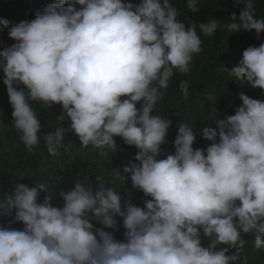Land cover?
<instances>
[{
    "label": "clouds",
    "instance_id": "obj_1",
    "mask_svg": "<svg viewBox=\"0 0 264 264\" xmlns=\"http://www.w3.org/2000/svg\"><path fill=\"white\" fill-rule=\"evenodd\" d=\"M234 4L244 5L238 18L202 22L200 32L255 30L260 39L264 19L256 18L252 0ZM186 6L199 10L198 0ZM178 16L170 0H57L31 21L0 19V31L14 41L0 50L2 91L25 148L40 143L33 102L59 105L58 119L68 124L44 136L47 151L56 155L68 131L82 147L110 151L118 137L138 150L123 169L125 182L149 198L143 207L122 203L100 177L95 190L76 181L61 191L62 206H54L44 184L0 187V264H237L242 234L264 249V100L240 93L234 114L203 129L211 142L205 149L193 147L197 133L185 122L174 152L161 149L171 121L155 107L174 74L188 73L202 50L197 25L186 27ZM227 71L264 93V43L243 50ZM180 90L187 99L186 81ZM117 217L123 240L105 231Z\"/></svg>",
    "mask_w": 264,
    "mask_h": 264
},
{
    "label": "trees",
    "instance_id": "obj_2",
    "mask_svg": "<svg viewBox=\"0 0 264 264\" xmlns=\"http://www.w3.org/2000/svg\"><path fill=\"white\" fill-rule=\"evenodd\" d=\"M55 2L57 0H0V19H7L13 23L31 21L34 19L35 11L43 10ZM128 2L136 4L140 0ZM170 2L177 8L180 22L186 27L191 24L197 25L202 50L193 55L188 73L174 74L169 81L168 89L155 107L156 114L171 121L166 137L168 143L161 145L166 155L174 152L173 141L179 125L183 122L193 127L197 133L193 147L205 149V143L211 142L202 138L203 129L206 127L215 129V120L234 114L235 109L242 103L239 99L240 93L253 99L264 100V93L259 88L252 89L247 85H239L240 82L230 77L227 71L238 63L243 50L264 43V32H261L260 39H257L255 30L229 33L226 27H221L213 35L206 36L200 32L198 26L209 20H219L221 24L226 25L231 22L230 16L233 13L239 17L244 5L234 4V0H198L199 10L193 13L186 6L187 0ZM252 3L256 18L264 19V0H252ZM12 43L14 41L8 38L7 29L0 31V50ZM2 81L3 75L0 74L1 188L8 190L9 187H16L18 184L29 186L44 184L48 192L55 195L54 206H62L63 200L59 196L61 191L71 189L76 181L89 184L95 190L98 187L97 177H100L105 183V189L111 187L116 190L122 198V203L129 201L143 207L144 200L149 198L144 197L142 192L134 190L123 178L129 175L123 172L124 167L130 162H135L134 156L138 150L134 146L125 145L117 137L116 151L108 150L107 146L82 147L78 137L68 131L64 134V147L58 149L57 154L53 156L47 151L44 136L54 132L58 127H67L68 121L58 119L61 114L59 105L45 108L42 104L33 102L32 106L40 119L42 129L40 143L29 152L12 126V108L7 93L2 91L6 89ZM183 81L188 83L187 99L183 98L180 90ZM42 199L43 194L40 201ZM116 219V227L105 231L111 232L117 240H123L122 220L119 217ZM15 224L23 226L19 222ZM95 226L100 227L99 224ZM242 236L246 243L241 249L237 264H242L244 258H247V264H264V249L258 250L254 247V236L250 234ZM207 243V240L203 241L204 246Z\"/></svg>",
    "mask_w": 264,
    "mask_h": 264
}]
</instances>
